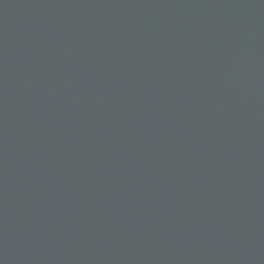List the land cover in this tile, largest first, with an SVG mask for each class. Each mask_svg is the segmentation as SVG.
Listing matches in <instances>:
<instances>
[{
  "label": "water",
  "instance_id": "95a60500",
  "mask_svg": "<svg viewBox=\"0 0 264 264\" xmlns=\"http://www.w3.org/2000/svg\"><path fill=\"white\" fill-rule=\"evenodd\" d=\"M0 264H264V0H0Z\"/></svg>",
  "mask_w": 264,
  "mask_h": 264
}]
</instances>
